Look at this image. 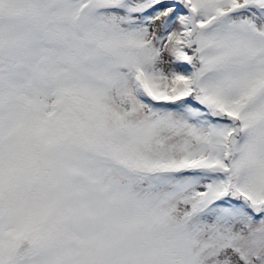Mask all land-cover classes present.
Returning <instances> with one entry per match:
<instances>
[{
	"label": "snow or ice",
	"instance_id": "snow-or-ice-1",
	"mask_svg": "<svg viewBox=\"0 0 264 264\" xmlns=\"http://www.w3.org/2000/svg\"><path fill=\"white\" fill-rule=\"evenodd\" d=\"M51 2L64 33L42 17L9 181L54 147L156 226L165 264H264V0Z\"/></svg>",
	"mask_w": 264,
	"mask_h": 264
},
{
	"label": "clouds",
	"instance_id": "clouds-1",
	"mask_svg": "<svg viewBox=\"0 0 264 264\" xmlns=\"http://www.w3.org/2000/svg\"><path fill=\"white\" fill-rule=\"evenodd\" d=\"M48 25V45L58 46L64 33L59 9L51 0H0V155L4 185L0 190V236L22 227L16 256L25 264H165L167 242L156 226L142 219L87 168L67 152L41 144L29 180L20 163L25 126L18 119L19 81L39 53L42 17Z\"/></svg>",
	"mask_w": 264,
	"mask_h": 264
}]
</instances>
